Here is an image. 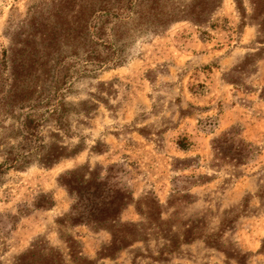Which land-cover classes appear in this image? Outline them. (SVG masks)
Listing matches in <instances>:
<instances>
[{"label":"rangeland","instance_id":"rangeland-1","mask_svg":"<svg viewBox=\"0 0 264 264\" xmlns=\"http://www.w3.org/2000/svg\"><path fill=\"white\" fill-rule=\"evenodd\" d=\"M111 163L144 235L101 257L58 177ZM70 236L94 264H264V40L235 0H0V264Z\"/></svg>","mask_w":264,"mask_h":264},{"label":"trees","instance_id":"trees-1","mask_svg":"<svg viewBox=\"0 0 264 264\" xmlns=\"http://www.w3.org/2000/svg\"><path fill=\"white\" fill-rule=\"evenodd\" d=\"M235 1L242 18L254 20L258 33L264 40V0H247L249 14H246V8L243 6L244 0ZM211 146L216 159L217 156L228 158L235 164H243L252 158L256 151L253 144L239 138L233 130L224 131L214 137ZM124 174L125 169L121 164L111 163L94 168L84 165L67 170L58 177V182L68 193L71 203L67 212L57 221L69 222L70 225H87L95 230L108 232L110 238L99 251L101 257L112 256L142 239L144 235L141 231L142 224L121 220L123 210L135 202L124 180ZM155 203L159 206V203ZM51 205V199L37 203L38 207ZM146 215L151 216L148 213ZM65 243L66 253L41 243L33 244L31 248L17 255L14 264H94L82 255L73 237L66 238Z\"/></svg>","mask_w":264,"mask_h":264}]
</instances>
